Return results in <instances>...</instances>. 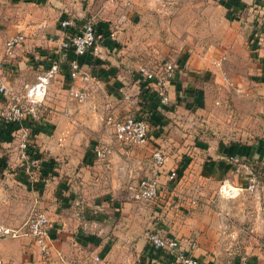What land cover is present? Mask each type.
Segmentation results:
<instances>
[{
    "label": "crops",
    "instance_id": "1",
    "mask_svg": "<svg viewBox=\"0 0 264 264\" xmlns=\"http://www.w3.org/2000/svg\"><path fill=\"white\" fill-rule=\"evenodd\" d=\"M14 1L22 4L23 0ZM58 2L76 11L61 10L60 18L72 15L80 24L95 18L103 44L83 64L100 84L85 102L73 99L70 89L80 83L67 70L60 69L59 74L53 70L55 64L68 68L75 59L72 52H61L49 41L50 36L60 35L58 24L48 32L42 18L32 20L35 23L12 21L25 41L10 58L11 64L0 60V72L19 95L47 77L44 102L53 108L47 119L0 141V171L12 167L4 153L17 157L16 165L23 167L2 178L0 193L4 197L9 192L11 201L1 203V224L20 227L39 204L51 221L54 250L61 251L70 264H178L146 239L149 229L177 238L187 253L206 264H222L241 254L253 264H264V44L251 42L254 30L264 24V0L165 1V6L174 8L170 36L179 40L168 105L161 104L138 74V68L147 65L140 63L141 54L121 42L122 34L129 40L136 38L129 28L130 9L150 0ZM99 2L102 9L93 10L92 4ZM195 7H202L198 16L191 15ZM106 11L109 15L103 16ZM115 24L120 29L111 39L108 31ZM195 39L204 42L195 45ZM2 44L4 57L6 41ZM57 77L60 80L53 82ZM106 112L147 118L148 142L133 148L114 138L108 142L112 154L107 168L94 151L101 132L94 133L91 145L82 147L74 141L77 126L64 122L59 147L49 144L47 148L60 158L49 162L44 156L48 165L37 172L26 171L20 160L25 134L38 143L36 138L56 134L59 121L93 120ZM37 149L43 155V148ZM157 149L166 155L165 170L156 176L159 201L136 202L129 186L152 175L147 163ZM172 169L179 174L174 184L167 175ZM251 176L257 180L253 192L247 189ZM1 253L6 261L18 264H47L25 236L4 238Z\"/></svg>",
    "mask_w": 264,
    "mask_h": 264
},
{
    "label": "built area",
    "instance_id": "2",
    "mask_svg": "<svg viewBox=\"0 0 264 264\" xmlns=\"http://www.w3.org/2000/svg\"><path fill=\"white\" fill-rule=\"evenodd\" d=\"M225 2L226 0H213ZM58 27L60 35H52L49 41L55 45L61 52H72L75 59L70 61L68 68H62L60 65L53 66L54 71H68L69 76L79 85H74L70 89V96L78 102H85L92 93L97 90L100 79L84 68V61L90 55L98 54L103 44L102 33L99 32L94 17L85 19L81 24L72 15H65L59 19ZM120 27L115 24L109 31L108 36L111 39L116 37ZM25 41L24 34L10 35L6 40L4 55L6 58H13L16 49ZM253 44H264V24L258 26L251 36ZM225 57H222L224 60ZM177 64L175 61L166 62L162 67L153 68L149 65H141L138 68V74L145 82V87L153 89L162 105L170 103L169 87L173 80ZM64 69V70H63ZM48 78L41 77V81L32 85L26 94L19 95L15 93L13 87L7 82L4 74L0 72V95L8 100L9 104L5 107L0 117L6 122H21L26 118H36L43 106L44 98L47 94ZM108 122L112 123L113 132L117 142L129 146L140 147L145 145L149 139L150 125L147 118L127 116L117 118L112 114L107 116ZM25 134L20 143V160L29 173L37 172L42 166L45 158L37 155L40 152L33 150L32 141ZM96 158L107 168H110V158L112 148L107 142H99L94 148ZM41 154V153H40ZM166 155L163 151L154 150L147 163V168L152 175L142 177L137 183L131 184L129 190L132 198L139 203H156L159 201L161 186L156 176L165 170ZM168 181L174 184L178 181V171L172 169L168 174ZM257 180L255 176L249 177L247 189L250 192L255 191ZM171 188V187H170ZM229 195L230 191L221 189ZM179 203H175L178 207ZM51 221L49 215L44 210L33 211L25 224L18 229L6 227L0 223V264H18L16 261H6L1 253L2 240L4 238H17L21 236H30L33 238L34 245L38 249L42 260L47 264H70L61 251L54 250L50 237ZM23 230V231H22ZM146 239L162 251L164 254L172 257L178 264H206L203 260L187 253L177 238L165 237L157 231L149 229L145 233ZM96 260H100L96 257ZM222 264H253L250 259L242 255L234 257Z\"/></svg>",
    "mask_w": 264,
    "mask_h": 264
},
{
    "label": "rangeland",
    "instance_id": "3",
    "mask_svg": "<svg viewBox=\"0 0 264 264\" xmlns=\"http://www.w3.org/2000/svg\"><path fill=\"white\" fill-rule=\"evenodd\" d=\"M24 1V0H23ZM22 4H16L14 0H0V60L5 61L7 64H11V61L9 62V58H6L5 55L3 57V41L5 42L10 35L13 34H20L17 33L18 29H15L12 27L11 23L12 21H21L23 19L25 20H31V22L35 23L36 21H32L35 19H44L47 22L46 25V30L53 31L55 27L58 24V20L61 15V10L68 9L69 12H76L75 10H72L74 7H60L58 0H55L57 5H55L52 1L50 0H38L36 1L33 5L28 4L29 1L23 2ZM141 1V0H140ZM146 1V0H144ZM166 0H150V3L148 5H142L138 4L135 5V8L130 9L131 12V17H130V25L129 28L132 29V32L135 33L136 38H131L129 40L128 35L122 34L121 35V42L122 47H127L130 51L138 52V54H141L139 56L140 63H146L147 65L153 67V68H158L162 67L163 64L166 62H172L174 59L173 57H176L177 50V44L179 43V40L173 39L170 36V31H171V25H172V18H173V10L174 8L170 7L169 5H166ZM155 3H158V6H155ZM99 4H92V9L93 10H101L102 8L99 7ZM164 4V5H163ZM202 7H195L193 9V12L191 15L193 16H198L200 13H202ZM106 10V7H105ZM105 10H102V13L105 12ZM110 9H107L109 11ZM187 10V9H186ZM190 11V9L188 8ZM106 13L103 16H108L109 13ZM108 14V15H107ZM138 16H141L139 19V22H135V18ZM18 23V22H16ZM118 25V24H116ZM120 27V25H118ZM120 29V28H119ZM118 29V31H119ZM144 29H148L149 33H146ZM170 36V37H169ZM195 45L198 44V42H204L203 39H195L193 40ZM185 49L183 48L181 52H183ZM179 51V50H178ZM7 60V61H6ZM5 63V64H6ZM10 73V72H9ZM16 73V72H15ZM59 74L58 72H55ZM60 78H53V82L59 81ZM28 90V89H27ZM24 92V94H26ZM69 99V97H68ZM70 100V99H69ZM0 102H1V107L2 108L4 105L7 107L9 102L3 101V97L0 96ZM53 107L50 106L48 107L45 102H43V106L40 109V112L36 118V120H40L41 118H48L50 109ZM58 110V109H57ZM108 114L112 113H104V114H98L96 119L91 120L90 118L88 119H69V120H64L59 121L57 123L58 129L56 134H52V136H45L41 138H36L38 139L39 142H34L32 143L37 147V148H43V156L47 158L49 162H53V158H55L56 155L53 153L50 149H47L49 147V144H54L55 146L59 147L60 144V138L61 134L63 131H61V128L65 126L64 122H70L72 125L77 126V134L76 138L74 139L75 144L80 145L82 147L91 145L93 138H95V134L97 132H101V135L97 138V144L99 142H110L112 143L115 139L114 132H113V127L112 123L108 122ZM115 116L114 114H112ZM117 118H125L124 116H115ZM69 126V124H67ZM98 126V128H97ZM29 138V136H26ZM102 137V139H101ZM111 140V141H110ZM95 143V144H96ZM94 144V146H96ZM118 144L121 145V143L118 142ZM123 145V144H122ZM39 146V147H38ZM10 153H4V155L7 156L8 160L10 161L11 168H7L6 172L3 173V171H0V185H2V178L4 175H9L14 173L15 171L21 170L19 165L17 164L18 158H13L9 156ZM56 158H60V156H56ZM6 185V184H5ZM4 189H6L5 186H3ZM220 189V188H219ZM2 196V194L0 193ZM0 196V206L2 202L6 201H11V196L9 192H6V196ZM36 210H44L47 212L45 209L41 208L39 204L35 205L32 210H30L29 215L25 219V221L22 223L23 225L25 222L28 220V218L31 216L33 211ZM48 214V213H47ZM1 223V222H0ZM23 225H21L18 228H21ZM15 228V229H18ZM23 231V230H22ZM17 237V238H11V239H18L22 238ZM30 239V242L34 245L33 238L30 236H25ZM32 247V246H31ZM244 255V254H241Z\"/></svg>",
    "mask_w": 264,
    "mask_h": 264
},
{
    "label": "trees",
    "instance_id": "4",
    "mask_svg": "<svg viewBox=\"0 0 264 264\" xmlns=\"http://www.w3.org/2000/svg\"><path fill=\"white\" fill-rule=\"evenodd\" d=\"M29 1H32V0H29ZM64 73L66 74L67 72H64ZM67 74L69 75V73ZM33 123H35V121L32 118H26V120L21 121V122H6L0 117V141L11 140L12 133L14 131H17L23 127H26V128L33 127ZM31 146L33 150L37 149V147L34 144H31ZM37 155L44 158V156L40 153ZM46 165L48 164L46 163V160L44 159L40 169H42Z\"/></svg>",
    "mask_w": 264,
    "mask_h": 264
}]
</instances>
